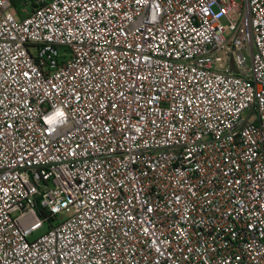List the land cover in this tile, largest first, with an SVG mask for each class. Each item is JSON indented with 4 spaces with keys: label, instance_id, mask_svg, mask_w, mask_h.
Segmentation results:
<instances>
[{
    "label": "built area",
    "instance_id": "obj_1",
    "mask_svg": "<svg viewBox=\"0 0 264 264\" xmlns=\"http://www.w3.org/2000/svg\"><path fill=\"white\" fill-rule=\"evenodd\" d=\"M15 1L0 264H264V0Z\"/></svg>",
    "mask_w": 264,
    "mask_h": 264
},
{
    "label": "rangeland",
    "instance_id": "obj_2",
    "mask_svg": "<svg viewBox=\"0 0 264 264\" xmlns=\"http://www.w3.org/2000/svg\"><path fill=\"white\" fill-rule=\"evenodd\" d=\"M30 6L28 4H23L21 0H16L15 1V10H19V11H23L25 13H28L30 11ZM235 18V17H234ZM223 23H226L225 21H223ZM43 232H45V229L41 230L40 232H38L36 234V236H39L40 234H42Z\"/></svg>",
    "mask_w": 264,
    "mask_h": 264
}]
</instances>
